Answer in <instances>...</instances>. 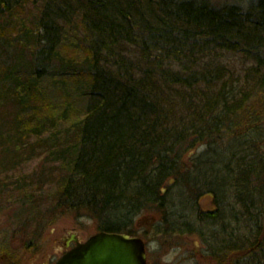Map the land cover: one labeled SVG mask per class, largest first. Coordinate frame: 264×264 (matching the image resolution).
<instances>
[{
    "label": "trees",
    "instance_id": "trees-1",
    "mask_svg": "<svg viewBox=\"0 0 264 264\" xmlns=\"http://www.w3.org/2000/svg\"><path fill=\"white\" fill-rule=\"evenodd\" d=\"M3 124L0 197L36 229L76 213L264 264V0H0Z\"/></svg>",
    "mask_w": 264,
    "mask_h": 264
},
{
    "label": "rangeland",
    "instance_id": "rangeland-1",
    "mask_svg": "<svg viewBox=\"0 0 264 264\" xmlns=\"http://www.w3.org/2000/svg\"><path fill=\"white\" fill-rule=\"evenodd\" d=\"M216 4L242 2V0H212ZM138 57L137 52L133 54ZM12 57V56H10ZM225 62H232L235 67H240L242 60L238 54L226 53ZM3 124L0 127V148L3 153L0 158L9 159L10 153H7L6 145L8 138L13 134ZM28 151H20L23 156ZM43 160L39 157L31 158L29 162L20 160L21 171L4 169L2 176H9L13 180L15 176L22 174H31L35 169H41L40 163ZM3 163V160L0 161ZM7 165V164H6ZM3 168L5 167L2 166ZM0 167V171H2ZM7 166L5 168H13ZM4 178L2 180H4ZM4 184H7L4 183ZM0 197V247L5 250L0 254V264H53L61 255L63 238L70 233L80 234L83 239L100 231L97 221L88 216H79L68 213L60 216L55 222L48 223L44 227L36 229V225L31 224L29 219L32 212L27 211L16 203V199L9 191ZM201 207L205 210L213 209L214 205L209 196L202 197ZM36 230V232H34ZM34 236V237H33ZM33 238V245L28 248L25 242ZM147 244V255L149 264H215L216 261L207 254L196 234L174 235L168 238L145 239Z\"/></svg>",
    "mask_w": 264,
    "mask_h": 264
},
{
    "label": "water",
    "instance_id": "water-1",
    "mask_svg": "<svg viewBox=\"0 0 264 264\" xmlns=\"http://www.w3.org/2000/svg\"><path fill=\"white\" fill-rule=\"evenodd\" d=\"M54 264H148L140 236L100 231L56 260Z\"/></svg>",
    "mask_w": 264,
    "mask_h": 264
},
{
    "label": "flooded vegetation",
    "instance_id": "flooded-vegetation-1",
    "mask_svg": "<svg viewBox=\"0 0 264 264\" xmlns=\"http://www.w3.org/2000/svg\"><path fill=\"white\" fill-rule=\"evenodd\" d=\"M86 239H83L80 234L76 233H70L67 236L63 238L62 242V250H61V255L69 251L72 247H74L77 242H84Z\"/></svg>",
    "mask_w": 264,
    "mask_h": 264
}]
</instances>
